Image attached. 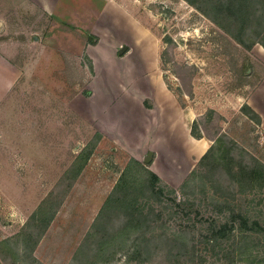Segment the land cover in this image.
Masks as SVG:
<instances>
[{
    "label": "rangeland",
    "instance_id": "obj_1",
    "mask_svg": "<svg viewBox=\"0 0 264 264\" xmlns=\"http://www.w3.org/2000/svg\"><path fill=\"white\" fill-rule=\"evenodd\" d=\"M102 1L125 16L103 14ZM102 1L0 0V241L25 230L46 202L54 216L33 251L36 264H71L122 173L134 168L132 159L175 191L219 136L234 145L236 160L264 164V127L240 111L264 75V52L237 45L184 0ZM165 37L171 62L197 68L189 96L188 75L182 84L167 77L174 94L162 80ZM118 45L126 48L121 55ZM193 121L206 143L199 152ZM224 185L210 190L229 197ZM256 189L238 203L264 224V190ZM208 194L199 200L213 215ZM246 245L244 255L230 250L207 264H243L251 253ZM4 251V264H17ZM124 261L118 254L108 264Z\"/></svg>",
    "mask_w": 264,
    "mask_h": 264
},
{
    "label": "trees",
    "instance_id": "obj_2",
    "mask_svg": "<svg viewBox=\"0 0 264 264\" xmlns=\"http://www.w3.org/2000/svg\"><path fill=\"white\" fill-rule=\"evenodd\" d=\"M184 1L245 50L255 45L264 49V0ZM217 34L220 40H225L223 35ZM88 41L94 45L97 38L89 36ZM162 43L165 47L159 52L158 61L167 90L173 93L167 83L169 75L180 83H184L188 75L190 91L186 95H191L190 80L197 68L171 62L168 44L172 41L165 37ZM183 89L180 84L176 88L180 94ZM240 111L255 125H261L259 115L246 103ZM190 136L202 139L197 121L191 124ZM226 140L225 136H219L213 141L178 191L163 184L156 174L141 167L138 161L130 160L134 168L122 173L71 264H82L88 259H92L89 264H108L118 254L124 257V264H154L153 260L163 256L164 264H180L187 258L182 264H207L213 255L219 260L222 256L225 259L230 250H238L240 255H244L248 249L247 241L251 243V253L242 263L264 264V252L260 255L259 250L264 224L250 207L241 209L238 203V198L248 200V196L254 195L257 187L264 190V164L254 157L248 161L244 158L236 160L230 154L234 145L228 147ZM222 176L228 179V186L223 184ZM220 184L225 186L223 189L228 191L229 197L218 195L217 191L222 190ZM211 187L220 190H210ZM207 194L210 200L206 207L210 201L214 202L213 215L204 212L203 201L199 200L201 196L207 198ZM215 195L216 201L213 199ZM44 203L33 213L36 226L28 223L16 237L0 241V264L6 263V249L11 251L17 264L37 263L33 251L54 216L53 209H44ZM34 228L37 229L35 235Z\"/></svg>",
    "mask_w": 264,
    "mask_h": 264
},
{
    "label": "crops",
    "instance_id": "obj_3",
    "mask_svg": "<svg viewBox=\"0 0 264 264\" xmlns=\"http://www.w3.org/2000/svg\"><path fill=\"white\" fill-rule=\"evenodd\" d=\"M102 1V0H101ZM103 2V1H102ZM84 5V4H83ZM82 6V5H81ZM106 9L108 10H113V11H118L122 14H124L125 16V13L124 11L120 8V7H114L112 6L110 3H104L102 4V7H101V10L103 12V14H107L108 12L106 11ZM99 12L97 11L96 13L100 15V11ZM107 12V13H106ZM81 13H83V11L81 10ZM129 18V17H128ZM93 32V31H92ZM95 36H98L100 37V33L98 31H96V33H93ZM100 41V40H99ZM99 45V44H98ZM116 49H120L121 46H116L115 47ZM255 49V51L260 54L261 52L259 51V48L261 49L262 52H264V49L261 48L259 45H255L253 47ZM130 49V48H128ZM119 51V50H118ZM262 54V53H261ZM263 56V54L261 55ZM261 56L258 57L259 60H261ZM261 58V59H260ZM264 58V56H263ZM261 62H263L264 64V59L261 60ZM246 104L248 106H250L259 116H260V119H261V126L264 127V75L262 76V79L261 81L255 86L254 90L250 93V95L248 96V98H246ZM251 104V105H250ZM195 140V139H194ZM206 143L203 141V139H198V140H195V145L193 146L194 148V151L196 152H199V150L206 146L205 145ZM205 151V149H204ZM156 174V173H154ZM157 175V174H156ZM158 177H160L159 175H157Z\"/></svg>",
    "mask_w": 264,
    "mask_h": 264
},
{
    "label": "water",
    "instance_id": "obj_4",
    "mask_svg": "<svg viewBox=\"0 0 264 264\" xmlns=\"http://www.w3.org/2000/svg\"><path fill=\"white\" fill-rule=\"evenodd\" d=\"M126 50L125 47H121V49H119L118 54L121 55L122 53H124ZM151 159V153L148 154L147 158L145 159V163L149 162Z\"/></svg>",
    "mask_w": 264,
    "mask_h": 264
}]
</instances>
